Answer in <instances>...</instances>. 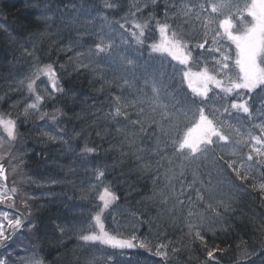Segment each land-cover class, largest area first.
<instances>
[{
	"label": "snow or ice",
	"instance_id": "1",
	"mask_svg": "<svg viewBox=\"0 0 264 264\" xmlns=\"http://www.w3.org/2000/svg\"><path fill=\"white\" fill-rule=\"evenodd\" d=\"M161 6L163 19H157L156 11ZM133 7L134 12L130 11L128 16L122 17L124 23L109 22L107 31L101 29L92 33L96 37L92 45L76 54L74 70H91L99 74L103 81L101 91L104 86L115 85L121 92L120 95L108 97L107 112L103 111V107L98 109L96 101L85 111L94 118L92 126L101 129L95 132L96 137L101 140L105 138L102 131H107L102 128L101 122H114L113 127L122 138L121 156L128 155L133 164L130 171L136 172L138 178L151 180L153 188L146 199L159 203L163 211L147 221L150 228L155 225L160 229L167 221L175 222L177 212H183L185 208L186 201L181 199L185 195V188L195 191L196 202L205 201L207 193V198L212 202L205 204L204 213L196 210L192 196L186 197V235L191 242H198L202 246L205 259L201 264H219L217 256L227 249H221L219 245L209 247V236L215 238L218 232L229 230L231 226L223 223L224 216L233 211V204L249 188L255 190L258 187L264 201V0H139ZM103 8L119 10V5L103 0ZM149 8L152 12L147 20L136 22L135 18L142 16ZM71 9L78 13L67 21L73 26L79 22L80 16L90 15L89 9H77L75 4L71 5ZM41 11L48 13L52 8L45 5ZM56 11L63 21L65 10ZM129 17L133 18L131 24ZM40 18L46 22L52 19L48 15ZM103 19L107 21V16ZM169 20L173 23H169ZM180 20L184 26L195 31L194 37H189L188 32L179 25L174 27L175 22ZM84 23L87 24L88 21ZM153 24L160 39L150 45L151 52L159 53L162 59L170 58L168 63L172 68L171 73L159 70L164 67L163 63L149 71L147 63L139 65L136 59L122 52L115 42L119 32L122 44L131 46V41L125 39L127 34L137 45H143L146 32ZM77 31L88 34L86 27ZM36 35L44 36L47 33ZM81 39L82 36L70 42V48L72 44L83 47ZM191 39H198L200 42L193 46ZM207 45L211 46L206 47ZM21 48L22 57L31 58L33 63L28 72L15 81L16 88H10L25 89L30 102L26 103L22 113L15 114V118L11 112L0 113V127L8 138L7 141L0 138V181L7 179L2 163L6 157L9 162L19 160L18 164L13 165V172L24 165V154L14 152V144L20 136L18 121L21 115L24 123L38 118L44 121L46 127L58 125L62 118L68 122L82 118L81 113H73L72 117H68L62 108H54L51 113L41 111L48 101L55 104L60 98L66 102V98L74 97L75 94L71 88L65 89L61 85L54 63L40 64L35 56L34 43L31 49L23 45ZM196 49L202 50L201 56L207 52L212 57L211 67L209 62H204V66L198 71H191L193 62L200 63V59L193 56ZM216 54H219L218 58ZM103 65H107L111 71V80L106 79ZM60 67L63 68L64 65ZM41 77L47 78V86L43 88L38 84V81L45 83L41 81ZM166 78L169 81L178 80L172 92L168 91L172 85L165 83ZM140 81L142 87L136 88V99L128 100L123 95V90L135 87ZM185 83L190 94L183 88ZM163 99L169 102L164 103ZM224 101L227 103H223ZM217 103H220V107L216 106ZM12 107L15 108L16 105ZM133 108L136 110L130 111ZM92 109L96 111L92 112ZM234 113L243 114L244 119L251 125V131L241 133L240 128L232 124ZM133 115L135 119H132ZM257 120L260 123H255ZM49 121L52 122L51 125ZM257 129L259 134H253ZM72 131L75 132V129ZM66 134V128H58L56 133L47 130L40 133L47 141L61 143H67L63 140ZM75 135L78 137L81 133L75 132ZM146 141H154V144L141 146ZM229 145L232 147L230 155L225 151ZM125 147L128 148L127 153L123 151ZM244 148H247L246 153ZM94 152V148L85 147L81 156ZM177 160L181 161L179 166L176 164ZM186 167H192L191 182L182 179ZM201 169L207 170L209 176L214 170L217 175L231 179L227 185L222 182L213 184L211 180L204 181L199 178ZM258 169L262 171L261 182L257 185L255 177ZM93 171L97 184L92 187L99 188L97 199L100 203L97 205L98 210L91 216V230L81 229L79 240L89 246L106 245L119 250L122 255L129 250L144 249L160 258L158 264H174V257L182 248L176 246L177 241L167 239L166 232H158L157 235L164 239L152 243L147 238L142 239L135 226H132L127 235L119 231V226L112 231L106 229L103 214L115 207L119 197L111 182H104L106 166L97 167ZM21 177L24 179L23 173ZM162 180L164 186L160 187ZM237 181L240 183L237 184ZM249 181L252 183L249 184ZM177 183L180 184L179 190L175 187ZM197 184L200 187H196ZM224 187L228 188L227 194L220 191ZM216 193L221 196L218 200L215 199ZM17 194V187L8 188L0 183V242L5 244L12 239L15 230L25 226L27 215H31L30 210L27 215L16 210ZM21 203L29 208L28 198L21 199ZM169 203L170 208L167 207ZM137 223L143 221L138 220ZM217 224L220 227L217 228ZM27 227L31 231L37 225L29 222ZM56 228L61 235L65 233L64 227L56 225ZM256 230L264 236V222L257 225ZM18 247L26 255L20 256L16 252L18 259H13L12 252H8L7 256L0 253V264H45L38 244L31 246V250ZM251 248H255V245H249L247 241L237 244L234 264H251L252 257L257 253L264 259V240H261L259 249L250 250ZM107 260L111 262L113 257L108 256ZM74 264H79L75 258ZM87 264H93V261L89 260ZM126 264H132L131 257H128Z\"/></svg>",
	"mask_w": 264,
	"mask_h": 264
},
{
	"label": "trees",
	"instance_id": "2",
	"mask_svg": "<svg viewBox=\"0 0 264 264\" xmlns=\"http://www.w3.org/2000/svg\"><path fill=\"white\" fill-rule=\"evenodd\" d=\"M27 1V4H23L22 0H0L1 96L13 91L12 88L16 86L14 81L20 80V77L28 72L33 60L22 57L21 46L31 49L34 43L36 45L35 56L39 61L46 64L54 63L61 78V85L65 89L71 88L75 94L74 97L66 98V102L58 98L55 104H45L41 110L51 113L54 108H62L68 117H72L73 113L82 114L81 119H72L71 122H68L67 119H61L59 125L66 126L68 134L65 136V141L67 143H64L63 147L60 148L61 151H54L53 148L48 149L42 157L37 152L36 158L30 160L35 161L36 165L33 168L27 166V172L24 174L28 181L31 180V186L35 191H39L45 185H48L50 186L49 195L51 198L55 197L54 201L49 204V211L43 212L48 200L39 202L33 207V211H36L34 218L41 226L33 236L42 249L41 254L46 259L47 264H74V258L78 260L79 264H87L89 260H92L93 264H105L108 256H112L113 261L118 260L121 264H126L128 257L132 258V264H158L159 261H156V259L147 260L146 257H149L152 253L144 249L129 250L122 255L119 250L107 247L104 253L101 244L99 246L96 244L89 246L79 240V236L82 234L81 229L91 230V216L98 210V203L95 199L97 193L95 190L97 189H93V185L90 184L87 177L90 175L91 170L97 167L103 168L104 166L115 167L114 171H117L118 176H116V172L111 173L112 181L116 182L118 178L119 183L123 186L118 189L113 187L117 191L116 195L119 200L116 202L115 207L106 210L103 214L102 219L106 229L112 231L119 226V231L127 235L128 230L135 226L138 229L137 234L142 239L147 238L152 243H158L164 239V237L157 235L158 232H166L167 239L177 241L176 246L182 248L174 257V264H188L190 261L199 263L203 255H195V252H202L203 248L200 245H192L190 238L186 235L185 218L188 207H185L183 212H177L175 222L167 221L164 227L160 229H157L155 225L150 228L147 221L156 217L158 212L163 211L159 203H152L146 199L153 188L151 180L138 178L136 172L132 175L133 172H130V169L129 171H121L124 166L121 170L117 169L119 163L125 160L126 155L121 156V139L113 140V136L117 135L113 127L114 122H101L102 128L107 130L101 133L105 137L103 140L95 135V132L101 129L92 126L94 118L88 116L85 110L93 101H96L97 108L103 107V111L107 112L108 97L120 95L121 92L116 89L115 85L111 87L104 86L101 91L103 81L100 80L99 74L91 70H74L76 54L85 51L96 38L91 34L99 32L101 29L107 31L109 22L119 21L124 23L122 17L128 16L130 11L134 12L135 7L133 5L137 4L139 0H121L123 1L121 9L116 12L110 21H105L104 16L99 11L98 3L99 1L103 2V0ZM112 1L110 0V2ZM73 4L76 5L77 9L87 8L90 11V15L80 16V20L75 26L67 23L71 17L78 15L77 12H73L71 9ZM45 5L51 7L52 11L43 13L41 10ZM26 6L31 9V14L24 13L23 9ZM66 6H68L67 9ZM56 9L65 10L63 21ZM43 15L51 16L52 19L46 22L40 18ZM85 21H88V23L85 24ZM85 27L88 29V34L77 31V29ZM37 33H47V35L40 36L36 35ZM81 36L83 39L80 40V43L83 47H76L72 44L70 48V42ZM115 42L122 52H126L131 58L136 59L139 65L146 64L144 59L150 55L147 49L137 48L133 45L129 48L127 44L124 48L119 32ZM166 59L157 56L151 62V65H148V70L152 71L154 67H158L161 63L164 64L162 69L168 68L169 63L165 61ZM20 63L21 68H18ZM60 65H64V67L61 68ZM103 67L106 79L111 80L112 73L108 70V66L103 65ZM170 69H172L171 66ZM9 76L10 78H8ZM41 81H46L45 77H41ZM38 84L42 85L40 81H38ZM137 87H142V81L137 84ZM24 93L26 94L25 89ZM127 94H131L130 88L123 90L125 97H127ZM134 110V108L130 109V111ZM91 111L95 112L96 109ZM59 125H54L51 128L55 127L58 131ZM73 129L81 135L77 137L75 132L72 131ZM41 131V128L36 126L29 131L21 130L20 132L24 139L29 140L28 146L36 148L35 146L39 147L46 143L40 135ZM70 140H72V143H70ZM85 147L94 148L95 152L81 156V152ZM123 151L127 153L128 148L125 147ZM40 167L44 168L34 172ZM198 175L204 181L209 180L201 171ZM45 178H47L46 184ZM191 181L192 179L187 182ZM251 183L252 181H249V184ZM178 184L175 185L176 189ZM163 186L164 181L162 180L160 187ZM196 187H200V185L197 184ZM206 196L207 193H205ZM206 203L209 202H203L196 210L204 213ZM167 207L170 208L171 203ZM232 207L233 211L226 213L223 221L225 225L231 226L229 230L218 232L215 238L211 236L208 238L209 247L218 244L221 249H227V251L218 255L224 263L235 260V246L241 241H247L249 245H255V248L250 249L255 250L260 247L261 240H264V236H261L256 230V226L264 222V201L261 199V193L257 189L249 188L247 193L239 196ZM113 217H115V220ZM165 219L167 220V217ZM138 220L143 221V223H137ZM56 225L65 228L63 235L60 234ZM216 227L218 228L220 225L217 224ZM102 255L106 259H99ZM262 263H264V259L259 256L251 264Z\"/></svg>",
	"mask_w": 264,
	"mask_h": 264
},
{
	"label": "bare ground",
	"instance_id": "3",
	"mask_svg": "<svg viewBox=\"0 0 264 264\" xmlns=\"http://www.w3.org/2000/svg\"><path fill=\"white\" fill-rule=\"evenodd\" d=\"M22 1H23V4H25V3L27 4L28 3L27 0H22ZM23 11H24V13H28V14L32 13L31 9H28L27 6H26V8L23 9ZM35 147L36 148H33V146H31V147L27 146L26 148H24L22 150L17 148L16 151H14V152L23 153L24 154L23 156L27 155L28 157H35L37 152H39L40 153V157H42V155H44L47 152V149H48L47 143H44V145H42V146H39V147L35 146ZM27 164H28V167H30V168H33L34 165H36L35 161H30L28 159H27ZM27 164L23 165L21 168H24L25 166L27 167ZM122 166H124V167L121 170ZM44 167H45V165H44ZM44 167H42V168H44ZM42 168L40 167L39 169L35 170L34 172H38ZM106 168H107L106 175H105L107 177V181L106 182H111L112 187H114V188H117V189L118 188H122L123 186L119 183L118 178H117L116 182H113L112 178L110 176L111 173H113V172H116V176H118L117 171H114L115 167L114 166H109V167L106 166ZM131 168H133V164L131 163V159H130V157L128 155H126L125 160L120 162L119 165L117 166V169L121 170V171H123V170H126V171L128 170L129 171V169H131ZM130 172H133V173H131L132 175L135 174L134 171H130ZM87 178L90 180V184H92V185H96L97 184V181H96V178H95L93 170L90 171V175Z\"/></svg>",
	"mask_w": 264,
	"mask_h": 264
},
{
	"label": "rangeland",
	"instance_id": "4",
	"mask_svg": "<svg viewBox=\"0 0 264 264\" xmlns=\"http://www.w3.org/2000/svg\"><path fill=\"white\" fill-rule=\"evenodd\" d=\"M17 101H19V99Z\"/></svg>",
	"mask_w": 264,
	"mask_h": 264
}]
</instances>
